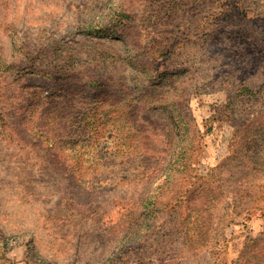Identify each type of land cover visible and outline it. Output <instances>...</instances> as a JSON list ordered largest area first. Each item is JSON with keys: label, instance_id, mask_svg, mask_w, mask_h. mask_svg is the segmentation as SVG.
Returning a JSON list of instances; mask_svg holds the SVG:
<instances>
[{"label": "rangeland", "instance_id": "1", "mask_svg": "<svg viewBox=\"0 0 264 264\" xmlns=\"http://www.w3.org/2000/svg\"><path fill=\"white\" fill-rule=\"evenodd\" d=\"M0 264H264V0H0Z\"/></svg>", "mask_w": 264, "mask_h": 264}, {"label": "trees", "instance_id": "2", "mask_svg": "<svg viewBox=\"0 0 264 264\" xmlns=\"http://www.w3.org/2000/svg\"><path fill=\"white\" fill-rule=\"evenodd\" d=\"M23 70H27L28 72H30V71L27 69V67H24Z\"/></svg>", "mask_w": 264, "mask_h": 264}]
</instances>
